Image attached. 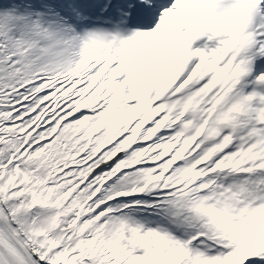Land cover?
I'll return each instance as SVG.
<instances>
[{"label": "snow or ice", "instance_id": "6c2138e0", "mask_svg": "<svg viewBox=\"0 0 264 264\" xmlns=\"http://www.w3.org/2000/svg\"><path fill=\"white\" fill-rule=\"evenodd\" d=\"M0 264H264V0H0Z\"/></svg>", "mask_w": 264, "mask_h": 264}]
</instances>
